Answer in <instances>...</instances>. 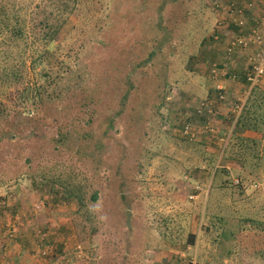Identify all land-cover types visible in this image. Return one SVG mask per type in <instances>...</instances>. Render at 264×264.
Wrapping results in <instances>:
<instances>
[{"label": "rangeland", "instance_id": "1", "mask_svg": "<svg viewBox=\"0 0 264 264\" xmlns=\"http://www.w3.org/2000/svg\"><path fill=\"white\" fill-rule=\"evenodd\" d=\"M218 3L80 0L51 13V0H0V264H264V169L242 172L231 196L207 180L233 105L222 100L211 130L195 121L192 138L161 127L210 99L209 65L232 30ZM225 94L244 103L249 88ZM54 175L98 188L97 203L79 211Z\"/></svg>", "mask_w": 264, "mask_h": 264}, {"label": "trees", "instance_id": "2", "mask_svg": "<svg viewBox=\"0 0 264 264\" xmlns=\"http://www.w3.org/2000/svg\"><path fill=\"white\" fill-rule=\"evenodd\" d=\"M57 1H61L60 5L57 3ZM78 1L80 0H72V6H73L72 7L70 0H56V1L51 0V4H50L51 7H56V8H51L49 11L51 13H53L54 10H56L58 13H59V10L72 11L76 7ZM224 21L229 22V21H232V19L230 17H226ZM230 25H231V28L233 27L236 29L234 30L232 28L234 32L238 33L239 31V34H243L242 30L240 29L242 27L241 25H239L238 23L230 24ZM46 27L51 29L53 26L50 24V22H47ZM57 31H58V28L55 27L53 29V33L55 34ZM227 36H229V34ZM157 49H159V47ZM147 61H149V59H147ZM212 63L210 65H212ZM210 65H209L208 72L210 71ZM233 74H234V71L231 68L227 73V77H232ZM245 80H246L245 85L247 86V88H249L250 83L247 80V75L245 77ZM209 88H210L209 89L210 92H208V95L213 93L212 96L209 95L210 99H212V102H213V105H212L213 113L212 114L209 115L208 112H205L204 114H199L196 108L197 105L194 103L192 105L193 109H191V112H190L191 117L188 114H184L183 116H181V118H177V117L175 118L172 116L170 117L163 116L162 126H161L163 132L166 131L168 134H171V130L175 131L176 129L175 124H181V123L185 124L186 122H190V121L193 123L195 121L203 122L202 129L208 131L209 129H206L204 125H206V123L209 121L210 118L214 126V119H212V117H215L216 119H218V115L220 113L219 111L220 106L222 105L223 101L219 100V94L216 88L214 87V85L210 86ZM36 89H37L36 93L40 95V90H39L40 87ZM213 98H216L218 101L217 100H216L217 102L213 101L215 100ZM224 100L225 102H227V104L233 105L232 109L230 110L231 111L230 113L232 115L228 120L224 118V123L231 124V122L233 123L235 121L236 129H235V132H233L232 134V139L228 141L229 144L227 148H225L226 152L223 153L222 159L221 161H219L220 162L219 165L217 166V162H215V159H214L215 156H210L208 158L207 157L205 158V166L212 168L210 173H212L213 171L212 176L209 177V179H207L208 182H210L209 183L210 192L213 190L212 195H216L217 192L223 191V194L227 193L228 196H231L234 194L236 187H239V188L241 187V189H244V185L246 183L245 181L246 177L242 174V172L247 173L246 169H249V168L252 169L251 171L258 170L259 168L264 169V88L261 87V85L253 86L249 94L247 95V98L244 101V103L238 100H237L238 102H236V100H232L231 98H228V97H226V99ZM198 102L199 101L197 100L196 103L198 104ZM238 103L242 104V109L239 114H235L233 112V109L235 108L236 105H238ZM106 125L107 127L105 128V135L107 136L108 135L107 130L110 129V127L108 126L109 121H107ZM246 132L253 133V134H260L261 136L260 138L258 137L252 138L250 137L251 135H247V134H245L246 136L242 135L243 133H246ZM146 135L147 134H142V133L140 134L141 137H145ZM163 135L169 136L164 133ZM57 136H59V134H57ZM59 139H61V136L59 137ZM121 157H125V156L122 155ZM228 160L229 161L232 160L234 163L237 164L235 168L232 169L226 166V162ZM143 163L144 162H137V164L140 167L143 165ZM233 170H237V173L235 174L236 177L233 174ZM45 180H48V178L45 177ZM49 182L54 183L57 186H60L62 188L61 190H58L57 188L55 189H57V191L60 193H65L67 198H75L79 206V211H81L82 209H87L89 207L90 202H96V200L99 199V196H98L99 189L98 188H96L90 195V191L85 190L86 186L79 182L75 183L72 181L70 182L67 180H63L60 176H56V175H54L53 178ZM237 201L235 202V204L237 203ZM209 203H210V200H209ZM208 204L206 206V212L204 213V217H207V214L210 213L213 216L211 217L212 218L211 220L215 221L214 225H216L217 217L214 214L215 208H213V206L215 205H212L210 207ZM127 208H130V206ZM245 217H246L245 220L247 221L250 220L254 224L255 219L253 217L251 216H245ZM242 227L248 228L246 224H243ZM189 235H190V238H193V239L198 237V234H189ZM225 235L226 236L224 238H227L228 235L227 234ZM26 245L29 246V243ZM25 247L26 246L24 245L23 251L25 249L29 251V249ZM0 252H3V248H0Z\"/></svg>", "mask_w": 264, "mask_h": 264}, {"label": "built area", "instance_id": "3", "mask_svg": "<svg viewBox=\"0 0 264 264\" xmlns=\"http://www.w3.org/2000/svg\"><path fill=\"white\" fill-rule=\"evenodd\" d=\"M261 3V0H253V2L250 4L251 6L258 5ZM226 5L227 8L223 9L221 4H217V9L223 10L224 14L226 17H230L232 19L231 22L233 23H238L241 26H244L246 23L245 15H244V9L238 4L236 0H229L228 2L222 3V5ZM225 17V18H226ZM224 18V19H225ZM224 24V22H223ZM254 45V48H256L250 55L249 58V68L247 71V80L250 83L249 85V92L253 86L260 85L263 80H264V31L255 29L252 34H249L248 36H231L226 40V44L224 47V53L227 55L228 59L232 56H234L237 53H245L249 49L253 48L252 46ZM219 62L212 63L210 65V71L208 73L209 79L212 80L214 83V87L218 91L219 94V99L224 100L226 99V87L225 83L222 79H220V74L222 71L225 69L222 68H227V63H224L223 66H219ZM228 73V71H227ZM226 73V74H227ZM237 76L236 74H233L231 79H235ZM213 86V85H212ZM213 102L210 99H203L199 100L196 108L197 112L199 114H204L205 112H208V114L213 113L212 109ZM242 109V104L241 106L238 104L235 106L233 109V112L235 114H239ZM208 115V116H209ZM193 122H186L183 124L182 128L183 131L186 132L188 137H194L192 135H195L196 132L195 130H191V126L193 125ZM206 129L211 130L212 128V120L211 118L209 121L204 125ZM224 140V139H221ZM191 264H198L195 261H192Z\"/></svg>", "mask_w": 264, "mask_h": 264}, {"label": "crops", "instance_id": "4", "mask_svg": "<svg viewBox=\"0 0 264 264\" xmlns=\"http://www.w3.org/2000/svg\"><path fill=\"white\" fill-rule=\"evenodd\" d=\"M221 1L222 2H220V0H219V3L228 2L229 0H221ZM236 1L244 9V15H245V18L247 20L246 21L247 23H245L244 26H242L240 28L242 30L243 34H239V31H238V33H236V32L233 31V29L234 30H236V29L233 28V27H232L233 29L231 28L230 24H235V23H233L231 21H229V22L224 21V25H226V23H227L228 27L231 28L232 30H230L231 34H229V36H227L226 39L223 42V54H224V57L219 62V64L221 66H223L224 63H227V68H222V69H225V70L222 71V73L220 74L219 77H220V79H222L224 81L225 87H226V91L230 94L229 95L230 97L234 96L235 92H239L240 89L242 88V86L245 85V83H246L245 77L247 75V71H248V68H249V58L251 56L250 54L258 47L254 48V45H253L252 46L253 48L249 49L245 53H243V52L242 53H237L233 57L231 56L228 59L227 55H225V53H224V47H225V44H226V40L231 35L234 36L236 34H237V36H248L249 34H252L255 29H259V30L264 31V15L262 13L264 11V10H262V6L264 5V0H261V3H259L258 5H254V6L250 5L253 2V0H236ZM218 10H220V9H218ZM223 13H224V11H223ZM219 54H220V52H219ZM219 58H220V56H219ZM231 68L234 71V74H236V76H237L235 79H231L230 77H227L226 73ZM208 84H209V87H210L211 86L210 82H208ZM212 94L213 93H211L209 95L212 96ZM225 104L229 105V104H227V102ZM225 104H222V106L223 105L225 106ZM222 108L224 110V107H221V109ZM197 122L200 123V121H197ZM7 249H8V251L11 250V253L15 257V259H19V256H20L19 252L23 251L22 245L17 244V243L15 245H10L9 248H7ZM1 254H0V257L3 256V254L2 255ZM5 254H7V252ZM9 255H11V254L8 253V256ZM11 260H12V262H15L13 259H11ZM12 262H11V264H12ZM18 262H22V259H19ZM7 263L9 264L8 260H7Z\"/></svg>", "mask_w": 264, "mask_h": 264}]
</instances>
